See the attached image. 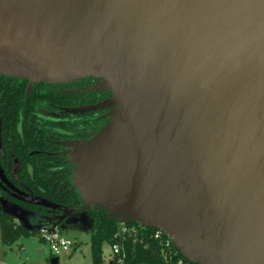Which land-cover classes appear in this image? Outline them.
<instances>
[{"label": "water", "instance_id": "95a60500", "mask_svg": "<svg viewBox=\"0 0 264 264\" xmlns=\"http://www.w3.org/2000/svg\"><path fill=\"white\" fill-rule=\"evenodd\" d=\"M0 76L111 93L50 114L108 121L63 143L82 206L43 227L98 206L190 263L264 264V0H0Z\"/></svg>", "mask_w": 264, "mask_h": 264}, {"label": "trees", "instance_id": "16d2710c", "mask_svg": "<svg viewBox=\"0 0 264 264\" xmlns=\"http://www.w3.org/2000/svg\"><path fill=\"white\" fill-rule=\"evenodd\" d=\"M95 81L99 82L98 79L87 78L70 84L38 83L26 95L27 81L0 76L2 174L13 188L53 203L60 209L31 206L1 186L0 200L39 217H52L51 213L62 214L65 207L82 206L80 196L70 182L71 165L56 163L63 159L45 153H52L54 142L91 136L108 119V111L102 118L93 113L61 117L50 115H59L64 108L94 105L106 99L110 91H85ZM81 87L85 88L78 92L77 89ZM104 110L108 109L101 111ZM84 212L92 220L89 233L90 264H105L102 251L104 245L109 248L118 246L119 254L114 255L109 264H115L119 258L122 264H193L185 260L172 245L166 248L164 236L155 239V231L152 229L144 228L137 222L126 221L123 223L126 231L121 232L117 219L107 210L92 206ZM29 236H39V229L29 230L21 224L16 225L8 213L0 210L2 244L11 245ZM78 247L79 243H76L72 250Z\"/></svg>", "mask_w": 264, "mask_h": 264}, {"label": "rangeland", "instance_id": "374dc122", "mask_svg": "<svg viewBox=\"0 0 264 264\" xmlns=\"http://www.w3.org/2000/svg\"><path fill=\"white\" fill-rule=\"evenodd\" d=\"M1 209L13 218L16 225L22 224L29 230L43 227L41 219H36L11 204L2 205L0 202ZM32 219L36 223L33 224ZM91 228L92 220L85 212L75 213L66 218L56 230L68 241L79 243V247L75 251L70 250L67 254L58 256L55 263L52 261L49 246L39 236L21 238L11 245L2 244L0 239V264H90L89 233ZM122 229L126 228L123 226ZM102 251L104 263L109 264L112 259L110 248L104 245Z\"/></svg>", "mask_w": 264, "mask_h": 264}, {"label": "built area", "instance_id": "2783aa9c", "mask_svg": "<svg viewBox=\"0 0 264 264\" xmlns=\"http://www.w3.org/2000/svg\"><path fill=\"white\" fill-rule=\"evenodd\" d=\"M119 226L121 228V232L126 231V229H122L123 223H121ZM154 231H155L154 233L155 239H160L162 238V236H164L162 232L158 230H154ZM39 237L43 242H45L49 246V249L53 257H58L62 254H67L70 250L73 249L75 245V243H72L68 241L65 237H63L56 229L53 232L49 231V227L40 228ZM165 238H166L165 239L166 241H163L164 246L166 248H169L171 243L167 237ZM110 252H111L112 258L114 255H118L119 254L118 246L113 245L110 248ZM115 264H122L121 258H119Z\"/></svg>", "mask_w": 264, "mask_h": 264}, {"label": "flooded vegetation", "instance_id": "af4514ba", "mask_svg": "<svg viewBox=\"0 0 264 264\" xmlns=\"http://www.w3.org/2000/svg\"><path fill=\"white\" fill-rule=\"evenodd\" d=\"M85 80V79H84ZM75 82H77V81H75ZM98 81H95V83H97ZM74 83V82H73ZM95 83H91V85H89L87 88H86V92L89 90V88H90V86H92V85H94ZM70 84V83H69ZM85 87H81V88H78L77 89V91L78 90H83ZM79 92V91H78ZM80 93H82V91L80 92ZM110 95L111 94H109V96L108 97H110ZM107 97V98H108ZM106 98V99H107ZM106 99H104V100H106ZM103 100V101H104ZM103 101H101V102H103ZM101 102H99V103H101ZM98 104V103H97ZM94 105H96V104H94ZM84 106H86V105H84ZM87 106H91V105H87ZM80 107H82V106H80ZM108 110H104V111H101V110H97V111H93V112H89V113H93L94 115H97L98 116V118H102L103 117V115L107 112ZM89 113H84V114H68V115H85V114H89ZM102 113V114H101ZM101 114V115H100ZM58 117H60V116H58ZM92 117V116H91ZM93 118V117H92ZM107 121H108V119H106L105 120V122H104V124L98 129V131L96 132V133H98L99 132V130L101 129V128H103L104 126H105V124L107 123ZM96 133H94V134H96ZM94 134H92L91 136H88L87 138H84V139H66V140H63V141H60V142H54V146H52L51 147V150H52V153H45V154H47L48 156H55V157H61L63 160L60 162L59 160L58 161H56V163H59V164H69L68 163V156H66V155H64V152L65 151H67L69 148L68 147H66V146H64L63 145V143H65V142H69V141H84V140H88V139H90ZM34 153H38V152H32L31 154H34ZM72 167V166H71ZM0 184H1V182H0ZM2 187V186H1ZM3 189H6V190H8V191H10L8 188H6V186H4V187H2ZM11 193H12V195H14V193L12 192V191H10ZM15 196V195H14ZM16 198H17V196H15ZM18 199V198H17ZM19 200V199H18ZM13 206V205H12ZM15 207V206H14ZM17 208V207H16ZM26 212V211H25ZM26 213H28L29 215H31V216H33L34 218H36V219H48V220H53V219H55V218H58V217H60L62 214H53V213H51L50 215H53L52 217H39V216H34V215H32L31 213H29V212H26ZM77 213V212H76ZM75 213H72L70 216H72V215H74ZM68 218V217H67ZM65 221V220H64ZM63 221V222H64ZM32 222H33V224L34 223H36V221H34V219H32ZM62 222V223H63ZM61 223V224H62ZM119 225L121 224V223H119V222H117ZM60 224V225H61ZM22 225V224H21ZM59 225V226H60ZM48 227H50V226H48Z\"/></svg>", "mask_w": 264, "mask_h": 264}, {"label": "crops", "instance_id": "0c3cea01", "mask_svg": "<svg viewBox=\"0 0 264 264\" xmlns=\"http://www.w3.org/2000/svg\"><path fill=\"white\" fill-rule=\"evenodd\" d=\"M76 244V243H75Z\"/></svg>", "mask_w": 264, "mask_h": 264}]
</instances>
